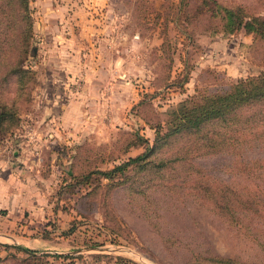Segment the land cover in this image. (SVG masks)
Returning a JSON list of instances; mask_svg holds the SVG:
<instances>
[{
    "label": "rangeland",
    "instance_id": "obj_1",
    "mask_svg": "<svg viewBox=\"0 0 264 264\" xmlns=\"http://www.w3.org/2000/svg\"><path fill=\"white\" fill-rule=\"evenodd\" d=\"M216 1L264 17V0ZM179 2L30 0L36 53L28 63L36 83L19 106L17 127L0 140V155L12 158L21 151L16 166L25 169L19 181L11 182L21 197L0 205V264H210L207 259L216 255L242 264L262 262V252L247 232L211 210L190 182L181 189L166 180L168 186L136 190L116 185L122 176L108 181L93 175L89 184L73 186L71 173L107 170L142 152L145 145L121 149L131 133L151 144L155 127L160 124L165 131L171 111L185 99L224 91L264 70L263 40L244 29L228 34L209 15L192 12L189 17L182 8L178 11ZM188 2L193 10L198 4ZM49 41H74V53L82 44L78 54L101 77L88 83L75 78L66 93H56L46 82ZM50 96L73 105L70 123L75 126L76 119L79 130L68 144L53 129H42ZM41 129L45 141L35 137L24 150L17 147L16 139ZM223 160L210 155L195 162L209 166V174L218 179L251 185L223 170ZM132 174V169L125 173Z\"/></svg>",
    "mask_w": 264,
    "mask_h": 264
},
{
    "label": "trees",
    "instance_id": "obj_2",
    "mask_svg": "<svg viewBox=\"0 0 264 264\" xmlns=\"http://www.w3.org/2000/svg\"><path fill=\"white\" fill-rule=\"evenodd\" d=\"M179 4L178 11L182 8L189 17L196 12L219 20L228 34L244 29L264 41L262 16L249 15L241 7L228 8L216 0H198L194 10L189 8L188 0H180ZM179 18L176 13L177 25ZM33 24L30 0H0V140L17 127L19 106L28 101L36 83L35 72L28 63V58L36 53ZM166 124L165 131L160 124L155 127L151 144L131 133L121 151L145 145L142 152L107 170L71 173L73 186L89 184L93 175L108 181L122 176L116 185L130 184L136 190L142 185L168 186L166 180L171 187L181 189L183 182H190L189 188L198 198H204L211 210L247 232L260 248V264H264V70L230 83L224 91L190 96L171 111ZM210 155L224 157L222 169L251 180V185H233L218 179L209 174V166L195 162ZM130 169L133 174L125 175ZM3 245L33 254L21 245ZM206 262L242 264L217 255Z\"/></svg>",
    "mask_w": 264,
    "mask_h": 264
},
{
    "label": "crops",
    "instance_id": "obj_3",
    "mask_svg": "<svg viewBox=\"0 0 264 264\" xmlns=\"http://www.w3.org/2000/svg\"><path fill=\"white\" fill-rule=\"evenodd\" d=\"M49 42L47 43L48 49L44 56L45 62L48 63L47 72L49 71L48 69H50L47 73L48 75L46 74L47 78H50V80H47L46 82H50L56 93H66V90L71 87V80L73 81L75 78H84L86 83H88L87 81L90 82V79L95 76H97L96 78L101 77L100 74L95 73L96 70H94L93 65L87 61L86 57H81L80 54H78L82 44L78 46V53H74L77 51L74 50V41ZM76 42L77 41H75V43ZM53 51H57L58 54H55ZM86 83L83 84V87L88 86ZM50 97L49 100H46L43 107L46 112L43 115L46 122L42 129H53L55 132L54 135L57 136L58 140H62L65 144H68L69 141L76 137L79 130V122L77 123L76 119L75 126L73 121L70 123V120H73L74 118V114L71 113L73 112V105L70 102L59 103L55 97ZM42 129L31 136L24 135L23 139H16L14 142L17 147H21L23 150L24 147L27 146V144H30L31 140L33 141L35 137L38 138L37 140L39 143H42L45 141V139L42 140L41 137V134H43ZM70 137H72L71 140H69ZM55 143L56 139L53 140L52 144ZM22 158L23 153L21 151L13 152L12 158L5 156L4 154L0 155V205H11L18 201V196L21 197V194L15 193L14 190L16 189L11 187V182H16L19 176H24L25 169L20 165L16 166ZM21 178L22 181H24V177Z\"/></svg>",
    "mask_w": 264,
    "mask_h": 264
},
{
    "label": "built area",
    "instance_id": "obj_4",
    "mask_svg": "<svg viewBox=\"0 0 264 264\" xmlns=\"http://www.w3.org/2000/svg\"><path fill=\"white\" fill-rule=\"evenodd\" d=\"M29 130H32V129H29ZM29 130H28V131H29ZM28 131H26V132H28ZM27 135H29V133H27Z\"/></svg>",
    "mask_w": 264,
    "mask_h": 264
}]
</instances>
